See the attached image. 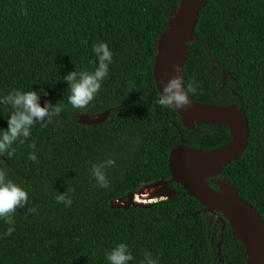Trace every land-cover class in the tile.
I'll list each match as a JSON object with an SVG mask.
<instances>
[{"label": "trees", "instance_id": "16d2710c", "mask_svg": "<svg viewBox=\"0 0 264 264\" xmlns=\"http://www.w3.org/2000/svg\"><path fill=\"white\" fill-rule=\"evenodd\" d=\"M180 2L0 0V97L15 89L36 91L42 107L46 102L66 106L59 123L36 122L29 140L12 146L13 157L0 155V170L29 194V204L13 216L12 235H4L10 225L0 219V264H108L105 252L119 243L129 245L135 258L129 264H141L145 251L159 264H220L221 236L224 264H245L241 229L226 221L222 230L175 182L170 184L179 193L174 200L112 206L150 186L145 184L170 182L169 155L181 140L205 152L231 141L224 127L189 135L171 108L155 103L156 44ZM195 37L182 64L185 85L193 78L199 85L190 98L237 105L249 121L245 152L219 179L264 221V0H208ZM98 42L113 53L109 75L87 108L73 109L63 77L94 71ZM107 110L112 112L103 124L78 123L79 116ZM11 111L0 105V132L8 128ZM33 151L37 162L28 159ZM107 159L116 165L104 169L110 185L105 189L96 185L89 162ZM69 188L75 189L69 194L72 205L57 203V194ZM28 207H36L38 215L26 214Z\"/></svg>", "mask_w": 264, "mask_h": 264}, {"label": "water", "instance_id": "95a60500", "mask_svg": "<svg viewBox=\"0 0 264 264\" xmlns=\"http://www.w3.org/2000/svg\"><path fill=\"white\" fill-rule=\"evenodd\" d=\"M208 0H181L180 6L174 11V16L169 20L165 32L156 44V57L152 68L153 80L156 90L160 94L163 86L161 77L167 73V78L182 75L175 72L174 65L179 64L182 55L190 51V44L195 42V29L201 10L207 5ZM180 65V64H179ZM182 67V66H181ZM184 69V67H182ZM226 77L222 79L225 86ZM191 99V98H190ZM192 101V107L185 111L172 109L178 117L179 125L185 127L189 135H204L207 126L224 127L229 130L231 141L227 145L214 151L205 152L200 148L189 147L184 140L170 152L169 169L172 180L165 184L175 182L183 187L186 194L194 198L201 206L202 213L212 221H227L231 227L238 224L248 230L245 234L247 242L251 245V252H244L245 264H264V221L254 207L238 197L237 192L224 180H220L223 168L238 160L245 152L249 137L250 127L245 112L237 105L218 106L205 105ZM112 110H107L98 115H82L78 123L84 126L103 124L110 116ZM174 168L184 170L181 178H176ZM218 187L212 189L208 183ZM145 184L144 186L151 185ZM225 187L226 193L222 187ZM128 194L127 198L134 197ZM116 208L134 206L128 199V204H112ZM225 227V226H224ZM222 226L221 229L223 230ZM223 236L220 237L217 248L219 263L224 264L221 252Z\"/></svg>", "mask_w": 264, "mask_h": 264}, {"label": "clouds", "instance_id": "9594fccd", "mask_svg": "<svg viewBox=\"0 0 264 264\" xmlns=\"http://www.w3.org/2000/svg\"><path fill=\"white\" fill-rule=\"evenodd\" d=\"M21 14L26 16L28 14L27 10L23 9ZM93 52L96 57V60L92 61L96 65L94 71H72L63 77L69 84L68 104L73 109L87 108L101 90L102 82L109 75V65L113 63V53L110 51L108 44L104 42L94 43ZM173 67L177 73L184 70L179 64ZM165 77H167V73L160 79L163 89L160 91L155 103L162 108H172L177 111H185L191 108L192 101L190 97L196 95L199 88L195 79L189 80L185 85L182 75H175L167 79ZM39 101L40 93L36 91L25 92L19 89L10 91L5 96L0 97V105L10 106L12 109L11 116L8 119V128L0 132V155L7 154L9 158L13 157L16 149L12 146L17 141L20 144H25L31 137V129L36 122H40L42 126H47V124L53 123L54 120L59 123L57 118L60 117L66 106L62 102H58L55 105L51 102H46L45 106L42 107ZM30 147L32 149L36 148L35 141L30 144ZM28 159L32 162H37L36 152H29ZM89 163L96 185L101 188H108L110 185L104 169L106 167H114L116 161L107 159L101 163ZM74 191L75 189L69 188L66 193H58L55 197L57 203H64L70 207L73 201L69 194ZM174 192L179 195L178 192ZM120 200L112 204L120 203ZM152 203L155 204L157 202ZM28 204V192L10 179H7L5 172L0 170V219L10 225L4 233L5 236H10L15 231L13 216L17 209L23 208ZM149 205L146 204L145 206ZM28 213H36L38 215V209L36 207H28L26 214ZM105 255L108 264H129L130 261L135 259L127 243L117 244L110 251H106ZM141 264H159V261L153 259L150 252L145 251Z\"/></svg>", "mask_w": 264, "mask_h": 264}, {"label": "bare ground", "instance_id": "6f19581e", "mask_svg": "<svg viewBox=\"0 0 264 264\" xmlns=\"http://www.w3.org/2000/svg\"><path fill=\"white\" fill-rule=\"evenodd\" d=\"M179 64L182 66L183 64V55L179 60ZM212 127V126H211ZM184 170L182 169H177L174 168V174L176 176V178H181L183 176ZM164 187L166 188V184L162 183V182H156L153 183L152 185H150L148 188L142 190L139 194L135 195L134 197L130 198V202H133V204H146L147 200H149L152 196H155L156 194H159L160 190H163ZM223 191H225V187L221 186ZM161 192V191H160ZM226 193V191H225ZM227 196H229V193H226ZM121 202V200H120ZM240 229H241V238H242V244L245 248V251H249L251 252V245L248 244L247 242V238L245 237V234L247 233L248 236V230L245 227V230L242 228L243 225L238 224L237 225Z\"/></svg>", "mask_w": 264, "mask_h": 264}, {"label": "rangeland", "instance_id": "374dc122", "mask_svg": "<svg viewBox=\"0 0 264 264\" xmlns=\"http://www.w3.org/2000/svg\"><path fill=\"white\" fill-rule=\"evenodd\" d=\"M161 191V192H160ZM159 194H156L155 196H152L149 200H147V205L149 204H153L152 202H158V201H162V200H167V199H174L178 196L177 193L174 192V190H172L171 186L169 184H166V188L164 187L163 190H160ZM128 199L130 198H123L121 199V202L117 204H128ZM132 199V198H131ZM146 204H133V205H141V206H145ZM216 224L220 225V227H224L226 226V221L221 222L219 220L214 221ZM227 224L229 225V223L227 222ZM230 226V225H229ZM225 228V227H224Z\"/></svg>", "mask_w": 264, "mask_h": 264}]
</instances>
